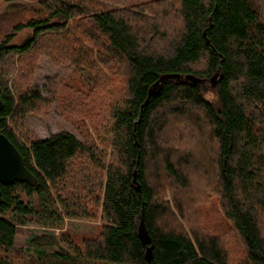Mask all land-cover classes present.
<instances>
[{
  "label": "trees",
  "instance_id": "16d2710c",
  "mask_svg": "<svg viewBox=\"0 0 264 264\" xmlns=\"http://www.w3.org/2000/svg\"><path fill=\"white\" fill-rule=\"evenodd\" d=\"M39 3L42 16L16 24L0 43V130L38 180L37 186L0 185V264H14L25 217L57 205L69 217L87 219L102 207L104 227L86 242L90 260L148 264L138 236L144 220L151 264H229L220 236L191 238L162 195L165 180L187 190L175 203L184 216L185 196L196 194L188 192L189 174L202 170L231 225L229 237L242 246L239 264H264V0H155L119 9L98 0ZM25 29L32 36L13 44ZM47 40L68 50L70 63L92 72L104 83L100 88L124 80L126 97L111 108L109 163L108 153L68 132L35 141L17 135L18 119L42 97L21 93L6 76L4 59L23 57ZM218 71L221 81L212 88L209 79ZM166 74L194 75L205 84L167 80L148 99ZM169 135L179 136V144Z\"/></svg>",
  "mask_w": 264,
  "mask_h": 264
},
{
  "label": "rangeland",
  "instance_id": "374dc122",
  "mask_svg": "<svg viewBox=\"0 0 264 264\" xmlns=\"http://www.w3.org/2000/svg\"><path fill=\"white\" fill-rule=\"evenodd\" d=\"M40 1L0 0V43L16 24L42 16ZM152 1L155 0H98L107 9ZM71 27H68L69 31ZM31 36L32 31L25 29L13 44L19 45ZM52 41L47 40L41 49H34L23 57L12 53L4 59V72L20 92L37 91L42 97V102L33 111H26L18 119L16 133L25 140L35 141L68 132L84 144H95L99 151L108 153L106 162L109 163L113 158L111 108L126 97L124 80L100 88L104 83H98L86 68L72 65L68 50L51 44ZM198 68L205 67L200 65ZM207 97L213 100L214 94L209 92ZM10 123L13 126L12 121ZM166 132L167 135L171 132L170 127ZM178 137L169 135L175 145L179 144ZM207 172L189 174L188 192L193 189L196 194L191 198V195L185 196L188 200L183 207L184 216L175 210V203H179L181 193L187 190L165 180L163 198L191 238L195 239V233L217 234L228 251L229 264H239L244 257L242 246L239 240L233 241L229 237L231 225L224 220L220 199L212 194L214 189ZM49 210L50 213H44L37 208L39 213L25 217V225L19 226L12 256L14 264H106L90 260L86 255V242L97 238L104 227L101 206L93 208L97 216L92 219L69 217L58 205L50 206Z\"/></svg>",
  "mask_w": 264,
  "mask_h": 264
},
{
  "label": "water",
  "instance_id": "95a60500",
  "mask_svg": "<svg viewBox=\"0 0 264 264\" xmlns=\"http://www.w3.org/2000/svg\"><path fill=\"white\" fill-rule=\"evenodd\" d=\"M207 43H209L207 41ZM221 75L219 71L209 79V83L212 88H216L221 81ZM176 79L179 81H187L195 84H205V80L198 78L194 75H178V74H166L162 75L159 80L150 88L148 93V99L151 97L157 96L163 84L167 80ZM4 109V103L0 99V112ZM16 182L27 183L31 186H37L38 180L33 173H31L25 165L23 156L16 148V146L6 137L5 134L0 130V185L9 186ZM133 183L137 191H141V187L136 180V171L134 172ZM2 202L1 198V189H0V203ZM138 236L146 247V260L148 264H151L153 260V247H152V238L149 235L145 222L142 220L138 228Z\"/></svg>",
  "mask_w": 264,
  "mask_h": 264
}]
</instances>
